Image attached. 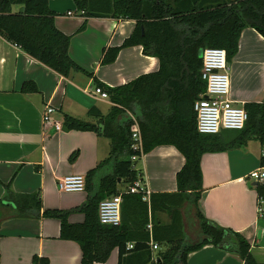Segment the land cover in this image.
<instances>
[{
	"label": "trees",
	"instance_id": "16d2710c",
	"mask_svg": "<svg viewBox=\"0 0 264 264\" xmlns=\"http://www.w3.org/2000/svg\"><path fill=\"white\" fill-rule=\"evenodd\" d=\"M50 0H0V35L21 48L28 56L57 74L68 77L72 72L91 76L68 55L70 36L58 31ZM84 17L77 30L85 29L90 18L132 20L133 33L118 48L104 52L101 64L116 59L121 48L141 46L143 54L157 58L159 67L128 84L104 87L115 105L107 116H97L95 124L63 115V125L70 131L93 132L110 142L108 157L84 176L86 199L68 210L43 209L38 193L16 194L5 186V201L15 205L16 218L54 219L60 224V239L80 247V264L105 263L112 250H118V264H186L188 253L203 245H221L226 238L233 240L234 251L244 264H258L250 253V244L240 234L208 221L198 209L202 190L201 160L206 154L224 152L255 141L264 146V102L246 103L245 126L233 135L220 132L201 135L196 130L193 103L204 96L206 85L200 78V52L219 48L226 52L230 63L238 51V40L246 28L254 29L264 39V0H71ZM23 7L24 12L13 11ZM22 93L37 92L32 82H25ZM130 112L139 126L143 155L155 147L172 146L184 158L176 173L177 192L150 194L149 202L141 194L119 191V186L132 185L138 178L136 162H131V134L134 125L125 116ZM90 113V114H89ZM91 115V111L88 112ZM76 153L69 157L74 162ZM264 166V158L261 160ZM258 200L264 202V182L254 187ZM122 198L121 224L102 225L98 206L112 196ZM189 202L199 221V240L188 242L181 231L179 211L171 223L162 225L155 214L167 207L179 208ZM2 200L0 201V204ZM82 214V223L73 224L69 217ZM149 213L151 234L145 228ZM150 238L160 250L153 256ZM133 243L128 250L127 244ZM31 264H49L44 257L33 256Z\"/></svg>",
	"mask_w": 264,
	"mask_h": 264
},
{
	"label": "crops",
	"instance_id": "0c3cea01",
	"mask_svg": "<svg viewBox=\"0 0 264 264\" xmlns=\"http://www.w3.org/2000/svg\"><path fill=\"white\" fill-rule=\"evenodd\" d=\"M19 8L13 7V11ZM48 8L54 13L55 28L70 36L69 57L91 76L72 72L63 77L0 35V264H31L35 255L47 258L49 264H80V247L60 239L57 220L13 217L15 205L5 201V186L9 184L16 194L38 193L43 209L68 210L79 206L84 203L86 192H61L58 180L68 175L85 176L109 155V140L93 132L55 131L44 126V108L55 109L53 119L62 127L64 114L95 124L99 121L97 116H107L115 106L109 99L91 94L97 83L115 88L154 73L159 67L157 58L144 55L141 46L121 48L114 62L101 64L105 51L120 47L133 33L134 21L90 18L85 29L77 32L84 17L71 0H50ZM227 68L229 99L236 106L264 102V39L254 29L241 32L238 51ZM25 82L34 83L37 92L22 93ZM260 152V144L248 142L238 149L204 155L197 206L208 221L242 235L250 244L255 262L264 264V202L257 198L255 182L248 179L249 173L261 166ZM73 153L77 158L72 163L68 159ZM140 161L142 167L137 168ZM183 165L184 158L174 147L158 146L143 155L134 168L150 194H174L175 175ZM125 190L126 187L119 186L120 192ZM176 210L186 241L197 242L199 221L189 202L179 208L167 207L156 213L155 219L169 225ZM83 220L79 213L69 217L73 224ZM187 220L193 230L191 239L186 231ZM151 229L149 213L145 231L151 234ZM150 243L156 244L152 238ZM158 250L159 247L151 250L153 256ZM118 259V250L114 249L105 263L95 264H118ZM186 264L244 262L235 253L233 240L226 238L219 246L206 244L188 253Z\"/></svg>",
	"mask_w": 264,
	"mask_h": 264
},
{
	"label": "built area",
	"instance_id": "2783aa9c",
	"mask_svg": "<svg viewBox=\"0 0 264 264\" xmlns=\"http://www.w3.org/2000/svg\"><path fill=\"white\" fill-rule=\"evenodd\" d=\"M226 52L219 48H206L202 51L200 78L205 82L204 96L193 103V112L196 118V130L201 135H215L223 131H240L247 121V114L243 107H238L229 99V76L227 68ZM91 94L100 99H109L108 93L101 87L95 86ZM55 109L46 106L42 113V123L50 126L55 131H61L62 126L53 119ZM134 125L131 134V151L134 155L131 162H137L143 156L142 140L136 118L130 112H126ZM260 156L264 158V146ZM248 179L255 183L264 182V166H260L248 175ZM58 190L64 193H82L85 188V180L82 175H68L58 180ZM129 194H141L143 202H149L150 192L139 179L125 190ZM260 201V200H259ZM120 195L112 196L100 202L98 206V220L102 225L117 227L121 224ZM151 250L158 249L156 244H149ZM133 248V244H127V249Z\"/></svg>",
	"mask_w": 264,
	"mask_h": 264
},
{
	"label": "rangeland",
	"instance_id": "374dc122",
	"mask_svg": "<svg viewBox=\"0 0 264 264\" xmlns=\"http://www.w3.org/2000/svg\"><path fill=\"white\" fill-rule=\"evenodd\" d=\"M223 132L225 134H227V135H233L235 133V131H223ZM249 142H252L253 144H255V146L259 144L258 142H255V141H249ZM261 148H262V146H261ZM141 163H142L141 161L138 162L137 168H141L142 167V164ZM187 222H188V220H187ZM186 231H187L188 236H189L188 238L191 239L190 237H193V230L191 229L190 220H189V222L187 224V230Z\"/></svg>",
	"mask_w": 264,
	"mask_h": 264
},
{
	"label": "water",
	"instance_id": "95a60500",
	"mask_svg": "<svg viewBox=\"0 0 264 264\" xmlns=\"http://www.w3.org/2000/svg\"><path fill=\"white\" fill-rule=\"evenodd\" d=\"M20 13H23L24 12V8L23 7H20L19 10H18ZM202 53V52H201ZM62 131L66 132L67 131V128L65 126L62 127ZM257 183H254V186H256Z\"/></svg>",
	"mask_w": 264,
	"mask_h": 264
}]
</instances>
